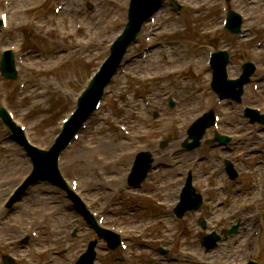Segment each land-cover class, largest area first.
Listing matches in <instances>:
<instances>
[{
    "label": "rangeland",
    "instance_id": "rangeland-1",
    "mask_svg": "<svg viewBox=\"0 0 264 264\" xmlns=\"http://www.w3.org/2000/svg\"><path fill=\"white\" fill-rule=\"evenodd\" d=\"M27 1L29 0H13L12 8L8 10L10 28L9 30L0 32V53L3 49L10 47L9 45L16 43L13 42L14 40H19L16 44L23 48V51L20 53L22 57H25L24 53L28 50L34 49V54L31 57L29 52H27L28 55L25 57L27 65L33 68H25L24 64L19 68L20 74L18 77L24 79L21 81H28V86L31 89L25 98L26 103L17 105L15 101H17L16 86H18V79L16 81H9L3 79L0 74V97L6 96L9 106L15 110L18 117L29 127L32 140L38 145L46 147L59 132L61 118L66 115L68 110L74 107L76 95L86 85L87 75L95 69L101 59L106 55L109 43L114 37L113 33L116 32L114 31L112 34L106 36L103 34L100 35L99 32L94 31L93 25L102 23L113 24L112 29H115L117 22L112 20L118 15L119 10L121 11V23L123 25L128 0H92L95 4V13H91L82 7L86 0L68 1L65 12L61 15L60 19H57V31L54 30L52 33L48 31L53 26L51 12L54 2H49L37 11L34 10L24 14L15 12L16 10L14 9L17 6L27 3ZM182 2L184 3V11L180 14L174 13L166 4L156 14L162 27L174 33L173 35H167L161 38L163 45L167 47L162 51L160 49L155 51V61L152 63L150 61V54L145 60L141 58L133 60L135 56H140V54H136L140 51V48L138 49L139 46L133 52V49L131 50L130 58H128L124 67L126 73H119L117 82L113 83L109 88L111 94L107 96L103 109L91 121V127L88 129L86 136L76 142L70 154L64 157V169L76 168L78 173H80L82 183L85 182L87 176L91 181L99 180L106 187L105 193L102 192L99 198V208L102 210L101 213L105 215L117 210V207L113 204V193L111 192L113 191L115 194L117 185L115 183H109L107 181L108 177L104 176L122 173L126 170L127 164L120 162L118 165H110L106 162L109 157L115 156L122 149L135 147V143L138 144V147L142 145L149 149L152 147L154 152L161 150L159 149V137H165V139H167L166 136L170 138L173 136L182 137L186 131V127L184 128V126H187L189 122L210 107L221 114L220 109L222 105H218L217 97L213 95L210 89V73L204 67L207 59L206 55L211 48L223 46L231 48L233 61L230 67V73L232 76L241 71L240 65L248 59H254L259 65V74H264V29L261 28L262 25L264 26V0H239L237 2V7L243 9L249 15L251 23L254 25L251 29L252 35L250 37L255 36L256 38L251 39L252 41L250 42H246L245 40L239 42L230 33L221 30V21L224 16V11L222 10L224 4L222 0H182ZM5 8L3 0H0V11ZM47 9L50 12H44ZM70 19L72 21H70L68 27V21ZM36 20L43 25L47 24L49 30L37 28L35 26ZM79 22L83 24V28L78 32V38L71 40L68 36L69 31H73L74 24ZM208 30L209 33H206ZM24 31L32 34L27 40H24L21 36ZM80 38L84 40L78 41ZM81 41L84 44L86 43V45L82 46V51L67 64L63 66H47L46 69L48 71H40L41 63L38 59L39 55L36 53L38 50H56L64 47L77 48L80 46ZM141 43H145L144 37ZM261 43L262 45H259ZM254 46L260 49L258 50ZM160 51L164 55V59L159 57ZM85 57L90 59V63ZM57 58L58 56L53 55L47 64L51 65ZM42 67L45 68V66ZM180 67L182 69H190V71L183 70L179 73L177 70ZM160 71H163L164 74L160 73ZM150 75H155V78L151 82ZM74 78H77V80L75 81ZM67 80L72 81L67 82ZM152 90H155L153 96H156L157 99L164 94V91H167V93L172 94L177 100L173 108L167 102L163 106L158 104L159 106L156 108L158 109L160 107V109H164V112L160 116L158 115L160 118L157 120L151 119L152 117L148 114L150 110L145 105L146 100L150 101V91ZM258 92L253 89L247 90L244 102L264 109V95L262 94V92L264 93V83L260 91L262 96H259L257 94ZM126 94H130V97L127 98L125 96ZM207 98H210L211 102L209 104H203ZM201 99H203V105L200 103ZM37 101L40 103L37 104ZM156 101L158 102L159 100ZM224 111L226 117L232 115L228 107ZM179 116L181 118L183 117L181 124L177 122ZM114 119L125 124L130 130L131 135L134 134L138 137V135L141 136L143 133L146 137L136 140L131 136L130 139L133 141L132 145L126 142L120 144L119 140L121 139L119 135H121V132L117 134L114 131ZM150 122H152L151 125ZM178 125L181 126L179 130H177ZM150 127L156 130H162H155L154 134L150 137ZM163 127L168 128L165 130ZM165 131H167L166 134L164 133ZM7 136V133L0 124V202L4 200L5 196L22 179L24 172H26V170H22V163L27 159L22 156L21 149L18 145ZM115 141L118 142L117 146L115 145ZM166 147V151L162 149L168 155V159L165 158L164 161H167L170 167L168 170H172L167 172L160 168L155 172V175H158L159 179L162 178L163 182L169 185L166 194L165 192L162 193V189L160 195L164 196L168 201H173L176 198V192L179 186V182L177 181L179 177H176L179 176L180 171L184 167L182 168L179 161H171L169 159L170 156H174L177 159L174 155V149L177 150L179 148L178 141H171ZM75 154L76 156L80 154L79 159L77 158L78 160L73 158ZM96 155L103 157L104 161L98 162ZM191 157L192 154H190L189 159ZM79 165H88V167H91V171L89 169L81 171L79 170ZM24 166L27 167L28 165ZM171 166L174 168H171ZM263 168V155L259 153L249 155V158H246L245 165L240 169L241 181L245 180L248 190L242 189L240 192L235 191L234 195L230 198L232 190L234 189L226 188L222 185L224 191L229 192L228 199H225V194L223 195L221 193V196L225 201H228L225 206H229L230 211L233 212L230 216L231 220H234L237 214H243L254 223L264 219V216H262L264 213V194L253 188L256 176L261 175ZM205 169H207L206 166ZM113 171L114 173H112ZM72 177L70 174L69 178L72 179ZM117 184L121 186L120 182H117ZM220 185L219 182L218 186L221 188ZM256 187L259 188L258 184ZM42 188L47 191L50 187L42 186ZM210 190L212 191L213 189L211 188ZM33 191L34 189L31 191V195L27 200L18 206V210L11 213L13 215L7 211H3L4 213L0 214V238H17L19 235L30 234L34 230L41 231L47 228L46 225L51 221L48 220L47 212L55 208L57 210L60 208V206L53 205L58 200H56L54 195H52L54 198H44L45 210L43 212L41 211L44 209V206H42V208L40 207L41 210L37 212L31 207L35 204L37 198L36 193ZM251 193L255 195L250 197ZM44 195L47 194L44 193ZM218 197L220 196L216 198ZM247 204L249 205L247 206ZM127 205V202L122 203V208L126 209ZM149 205L152 207L151 204ZM238 206H242V208L238 210ZM157 208L155 207V209ZM218 210L220 211V209ZM153 212L154 208H150L147 211L138 209L133 217L130 218L120 215L115 218H107L111 220V227L116 226L124 233V236H129L130 242L128 243L135 248L138 244V239L136 238L137 233L140 230V232H143L146 224L153 222ZM58 221H60V218ZM159 223L161 224L153 228L155 234L157 233L159 236L163 234L164 230L170 224L172 225L169 226L170 228L174 227L176 229L179 227L176 224L173 225L169 217L162 219ZM57 225L59 226V223ZM255 228L257 229V227ZM180 232L186 237L187 244L185 248H188H186L187 251L189 250L190 252L198 254V257L207 259L206 264H213L214 260L207 257V254H204L203 250H201V236L199 234L192 233L187 228ZM244 232L243 230L242 234ZM242 234L239 236L236 235L230 240V250L228 253L226 249H221L216 252L215 255L218 254L217 256L219 257V264H246L250 258L258 259L261 264H264V230H260L259 236L254 237L253 240L250 239L253 233H250L251 235ZM69 235V242L75 240V247L83 246L81 244L82 235L77 236L76 234L72 236L71 232ZM240 236H243L242 241ZM235 241L238 244L236 246L237 250H235ZM176 242H178L176 234L170 237V239L166 238L164 243L171 250L170 255H160L151 252L152 262H149L150 258L145 260L143 256L136 255L137 257H129L126 254L114 252L108 253V256L103 253L106 259L102 256L101 262L102 264H106L105 261L110 259L112 261L108 264H185V262H178L180 254L179 250L175 247ZM248 242L249 246H246ZM2 249L4 248L0 244V253ZM27 250L30 251L31 264H33L34 260H36L35 253L31 252L29 247ZM143 251L145 252V250ZM49 258L52 259L53 264H56L54 258L48 256ZM17 260L21 262V256ZM41 262L45 264L46 257H43ZM22 264H25V262L23 261Z\"/></svg>",
    "mask_w": 264,
    "mask_h": 264
},
{
    "label": "water",
    "instance_id": "water-1",
    "mask_svg": "<svg viewBox=\"0 0 264 264\" xmlns=\"http://www.w3.org/2000/svg\"><path fill=\"white\" fill-rule=\"evenodd\" d=\"M123 50H124V48H123ZM122 53H123V51H120V55L116 58V62H117V64L119 63V61H120V59H121ZM104 85H105V83H104V84L102 83V84H101V87H99L97 93H95L97 96H99V93L102 91V88L104 87ZM78 126H79V124H77L76 126H74V127L71 129V133H70V135H69L68 137H70V136L74 133V131L78 128ZM68 139H69V138H66L65 142H67ZM61 147H62V146H59V147L56 148V150L53 151V158H54V156H56V153H57V154L59 153ZM93 259H94V256H93L92 253L90 252L89 258L86 260V262H87L88 264H92V263H93ZM82 263H83V261L79 262V264H82Z\"/></svg>",
    "mask_w": 264,
    "mask_h": 264
},
{
    "label": "bare ground",
    "instance_id": "bare-ground-1",
    "mask_svg": "<svg viewBox=\"0 0 264 264\" xmlns=\"http://www.w3.org/2000/svg\"><path fill=\"white\" fill-rule=\"evenodd\" d=\"M88 95H89V98H92V95H91V93H90V91L88 92ZM114 145V144H113ZM72 150H70V152H71ZM70 152H68V155L70 154Z\"/></svg>",
    "mask_w": 264,
    "mask_h": 264
}]
</instances>
